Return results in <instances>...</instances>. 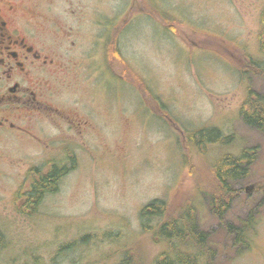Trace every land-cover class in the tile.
<instances>
[{
    "label": "rangeland",
    "instance_id": "1",
    "mask_svg": "<svg viewBox=\"0 0 264 264\" xmlns=\"http://www.w3.org/2000/svg\"><path fill=\"white\" fill-rule=\"evenodd\" d=\"M263 7L264 0H59L51 11L77 32L72 52L81 65L68 66L56 106L88 112L90 124L69 139L45 122L32 130L71 141L59 145L74 158L62 163L73 168L32 217L17 212L23 200L13 201L19 189L28 190L27 170L46 168V156L42 161L26 139L0 135V246L7 242L0 264L31 263L32 256L43 264H120L133 250L150 264L163 247L143 231L141 209L153 200L177 209L196 194L197 184L209 181L210 162L251 148L257 149L255 161L249 176L232 184L236 198L224 220L201 194L195 216L215 251L214 264H264V133L239 116L248 87L264 96V78H244L238 70L243 55L260 58ZM93 21L122 26L118 54L113 44L106 51L90 47ZM211 127L235 142L196 156L189 136ZM250 212V247L236 253L225 227ZM80 236L91 242L56 256Z\"/></svg>",
    "mask_w": 264,
    "mask_h": 264
},
{
    "label": "flooded vegetation",
    "instance_id": "2",
    "mask_svg": "<svg viewBox=\"0 0 264 264\" xmlns=\"http://www.w3.org/2000/svg\"><path fill=\"white\" fill-rule=\"evenodd\" d=\"M58 1L0 0V135L26 139L37 146L42 161L46 156V168L30 167L27 172L36 169L48 173L58 162L74 160L73 151L61 146H69L71 141L39 137L32 132L34 128L40 130L45 122L60 137L69 139L75 132L83 134L90 124L88 112L56 106L68 66L81 65L74 63L72 52L79 46L77 32L51 11ZM93 23H97V32L90 35V47L106 51L111 40L117 54L122 26ZM93 53L87 57L92 59ZM71 168L73 165L66 167Z\"/></svg>",
    "mask_w": 264,
    "mask_h": 264
},
{
    "label": "trees",
    "instance_id": "3",
    "mask_svg": "<svg viewBox=\"0 0 264 264\" xmlns=\"http://www.w3.org/2000/svg\"><path fill=\"white\" fill-rule=\"evenodd\" d=\"M148 7L159 13L154 7L150 5ZM164 17L163 22L166 26V16L164 15ZM167 29L171 30L169 25H167ZM110 43L112 45L111 40ZM258 47L259 59L247 55L242 57L243 63L238 70L244 78L250 74L264 78V7L260 13ZM131 74L134 82L143 84L140 78ZM143 86L147 87L145 84ZM239 116L247 127L264 133V96L248 87L239 109ZM194 137L197 139L195 138V140ZM189 139L194 154L200 157L205 154L208 146L221 149L229 147L235 142L233 135H225L215 127L197 129L191 133ZM256 150V148L243 149L237 154L226 153L215 158L208 164L209 181L204 183L206 184L204 186L197 184L196 194L185 200L177 209L170 210L169 204L162 200H153L141 209L139 216L143 231L151 234L154 243L163 247V250L151 260L150 264H214L215 251L207 242V234L198 229L195 216L196 199L201 194L217 219L224 220L223 217L229 210L230 203L236 198L231 186L234 182L249 176L250 167L255 161ZM61 163L58 162L48 173L36 169L26 173V180L29 181L28 190L24 192L19 189L15 193L13 201L16 203L23 200L20 207H16L18 213L32 217L44 197L57 190L62 177L68 171L66 166ZM261 199L264 204V187L261 191ZM254 219L250 212L246 219L240 221L237 226L226 225V233L232 238V248H237L236 253L246 251L250 247V236L255 225ZM90 239L89 236H80V238L62 245L56 251V256L70 252L78 246H85L91 242ZM6 246L7 242L4 247L0 246V252ZM144 262L141 254L133 250L124 253L120 264H145ZM24 264L43 263L39 257L32 256V262Z\"/></svg>",
    "mask_w": 264,
    "mask_h": 264
}]
</instances>
